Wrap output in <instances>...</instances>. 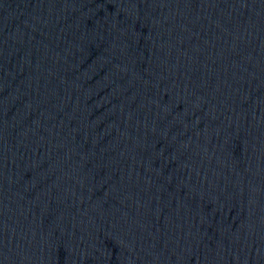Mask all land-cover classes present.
<instances>
[{"label":"water","instance_id":"obj_1","mask_svg":"<svg viewBox=\"0 0 264 264\" xmlns=\"http://www.w3.org/2000/svg\"><path fill=\"white\" fill-rule=\"evenodd\" d=\"M0 264H264V0H0Z\"/></svg>","mask_w":264,"mask_h":264}]
</instances>
